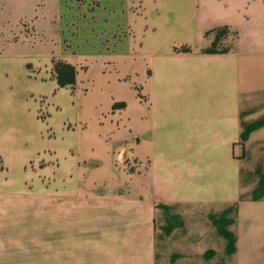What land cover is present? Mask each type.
Wrapping results in <instances>:
<instances>
[{"label":"crops","instance_id":"1","mask_svg":"<svg viewBox=\"0 0 264 264\" xmlns=\"http://www.w3.org/2000/svg\"><path fill=\"white\" fill-rule=\"evenodd\" d=\"M0 264H264V0H0Z\"/></svg>","mask_w":264,"mask_h":264},{"label":"trees","instance_id":"2","mask_svg":"<svg viewBox=\"0 0 264 264\" xmlns=\"http://www.w3.org/2000/svg\"><path fill=\"white\" fill-rule=\"evenodd\" d=\"M215 34V40L211 47L204 50L205 53L216 54L220 52H225L224 49H219L218 46L223 42L226 35L228 34V28H221L213 31ZM176 52L190 53L192 52L189 46H181L175 48ZM53 77L56 80L60 88H70L74 90L77 84V70L74 66L64 62L55 61L53 68ZM118 106L116 105L115 108Z\"/></svg>","mask_w":264,"mask_h":264},{"label":"rangeland","instance_id":"3","mask_svg":"<svg viewBox=\"0 0 264 264\" xmlns=\"http://www.w3.org/2000/svg\"><path fill=\"white\" fill-rule=\"evenodd\" d=\"M225 47H226V44H224V43H221V44L218 46L219 49H222V48L224 49Z\"/></svg>","mask_w":264,"mask_h":264}]
</instances>
